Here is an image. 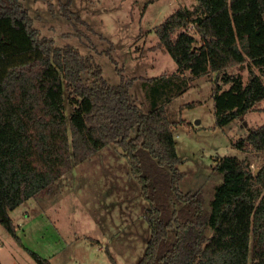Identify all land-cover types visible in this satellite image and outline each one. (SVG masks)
<instances>
[{"label":"trees","instance_id":"16d2710c","mask_svg":"<svg viewBox=\"0 0 264 264\" xmlns=\"http://www.w3.org/2000/svg\"><path fill=\"white\" fill-rule=\"evenodd\" d=\"M69 6L59 7L67 19L75 17ZM154 34L153 49L162 48L176 70L141 78L143 112L129 93L134 78L125 79L112 57L116 85L92 56L42 36L21 0H0V225L22 246L9 212L114 144L147 204L150 237L136 264H264V159L256 174L245 160L216 159L212 169L222 182L206 211L202 191L179 188L184 174L166 109L193 79L211 73L216 127L257 109L264 100V0H195ZM233 147L264 153V125ZM26 251L36 264H50Z\"/></svg>","mask_w":264,"mask_h":264},{"label":"rangeland","instance_id":"374dc122","mask_svg":"<svg viewBox=\"0 0 264 264\" xmlns=\"http://www.w3.org/2000/svg\"><path fill=\"white\" fill-rule=\"evenodd\" d=\"M65 1L21 0L42 36L92 56L107 83L116 85L120 75L112 57L125 79L134 78L129 93L147 112L141 78L176 70L162 48L153 49L154 27L174 10L191 8L195 0H70L69 10L78 20L61 15ZM239 71L245 81L247 71ZM215 77L211 73L193 79L187 91L166 106L174 122L178 168L184 174L179 188L202 191L206 211L215 186L222 182V175L212 169L216 159L234 156L257 172L264 159L262 152L241 153L233 147L248 129L264 125V100L255 111L218 128L211 98ZM69 111L66 104L67 115ZM146 207L121 149L109 144L9 212L22 246L0 225V264H36L26 249L50 264H111L110 257L115 264H136L150 237Z\"/></svg>","mask_w":264,"mask_h":264},{"label":"water","instance_id":"95a60500","mask_svg":"<svg viewBox=\"0 0 264 264\" xmlns=\"http://www.w3.org/2000/svg\"><path fill=\"white\" fill-rule=\"evenodd\" d=\"M195 124H199V121H198V120H196V121H195ZM254 173L256 174V173H257V171H254Z\"/></svg>","mask_w":264,"mask_h":264},{"label":"crops","instance_id":"0c3cea01","mask_svg":"<svg viewBox=\"0 0 264 264\" xmlns=\"http://www.w3.org/2000/svg\"><path fill=\"white\" fill-rule=\"evenodd\" d=\"M229 72V71H228ZM235 72H238V70H235L234 72H230V73H235ZM241 74L243 73V72H240Z\"/></svg>","mask_w":264,"mask_h":264},{"label":"built area","instance_id":"2783aa9c","mask_svg":"<svg viewBox=\"0 0 264 264\" xmlns=\"http://www.w3.org/2000/svg\"><path fill=\"white\" fill-rule=\"evenodd\" d=\"M191 27H188L187 29H190ZM185 30V29H184Z\"/></svg>","mask_w":264,"mask_h":264}]
</instances>
